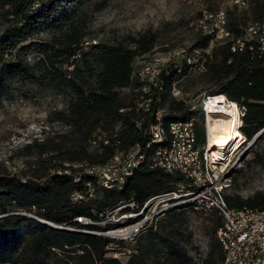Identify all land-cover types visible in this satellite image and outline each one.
<instances>
[{
    "label": "trees",
    "instance_id": "16d2710c",
    "mask_svg": "<svg viewBox=\"0 0 264 264\" xmlns=\"http://www.w3.org/2000/svg\"><path fill=\"white\" fill-rule=\"evenodd\" d=\"M84 1L0 0V104L12 89L24 85L47 86L67 94L64 108L52 113V120L60 121L65 129L48 135V128H41L43 137H33L20 149H34L38 156L30 174L22 178L0 172V264H221V248L214 235L223 221L215 209L203 211L192 203L174 205L127 242L93 234L114 229V223L76 222V218H100L119 203L134 201L141 206L151 195L178 186V174L150 168L146 162L119 188L100 187L85 172L114 162L118 150L128 151L136 142L143 147L149 141L147 132L155 122L156 107L164 109L160 121L166 130L173 122L194 118L196 142L205 143L200 110L169 95L174 81L185 76L184 62L163 66L158 75L160 90L149 84V92L144 93L147 82L140 83L136 72L133 75L132 64L151 51L154 35L146 31L113 43L82 46ZM226 13L229 31L239 36L248 25L264 22V0H251L245 8L233 7ZM40 31L51 37L33 39ZM207 45L208 36L198 34L189 48L204 58L205 81L214 86L211 95L223 96L241 108L238 132L248 141L264 129V52H232L227 42L213 46L205 55ZM31 52L37 58L29 62ZM147 100L148 109L142 111L136 102ZM96 133H103L108 144L91 147L89 141ZM236 177L233 174L231 180ZM86 184L92 188L91 195ZM73 192L82 197L73 199ZM223 199L230 209L264 211V192L244 198L223 193ZM187 209L206 215L214 238L197 258L188 255L183 244L190 236L183 224ZM25 214L71 230L45 225ZM123 250L127 254L120 259Z\"/></svg>",
    "mask_w": 264,
    "mask_h": 264
},
{
    "label": "rangeland",
    "instance_id": "374dc122",
    "mask_svg": "<svg viewBox=\"0 0 264 264\" xmlns=\"http://www.w3.org/2000/svg\"><path fill=\"white\" fill-rule=\"evenodd\" d=\"M207 8L226 12L231 9L227 0H86L81 4L80 22L85 33L81 39L82 46L94 42L113 43L128 35L151 32L155 38L154 46L150 52L133 60V75L135 72L137 75L155 57L181 60L185 55L196 58L195 52L189 47L198 34L204 35L196 18L201 10ZM50 37L51 33L40 31L33 39L45 41ZM36 58L33 52L27 55L29 62ZM146 82L145 79L142 83ZM173 85L185 104L200 110L202 123L205 118L207 121L203 114L205 108L201 109V105L206 96L213 94L211 90L214 86L205 81L203 72L177 78ZM66 101L67 94L61 89L37 84L10 91L0 104V172L22 178L30 174L36 167L38 156L34 149H20L33 137L42 138L41 128H48V135L65 129L60 121L52 120V113L63 109ZM199 115L198 112V121ZM249 140L245 141L242 137L231 154L230 166L224 174L228 183L225 194H238L244 198L257 191L264 192V134L246 148ZM237 169L241 170L236 172ZM233 174L237 175L234 181L231 180ZM185 211L184 231L190 236L183 244L188 255L197 258L205 253L208 240L214 238L209 233L206 215L188 209ZM126 254L123 250L118 257L123 259Z\"/></svg>",
    "mask_w": 264,
    "mask_h": 264
},
{
    "label": "bare ground",
    "instance_id": "6f19581e",
    "mask_svg": "<svg viewBox=\"0 0 264 264\" xmlns=\"http://www.w3.org/2000/svg\"><path fill=\"white\" fill-rule=\"evenodd\" d=\"M228 4L231 8H245L251 0H244L243 2L239 1H232L227 0ZM215 11V10H214ZM218 18L221 22V25L218 28V31L214 38L209 41L208 47L203 51V53L207 55L210 53V50L215 45H220L223 43H231V51L236 52L239 51V43H240V35L234 36L228 28V19L227 13L225 10H218ZM199 20V27L201 31L204 32V28L202 27V19ZM264 25V22H262ZM255 30H259V23H253L248 25L244 28L242 33H255ZM195 56L197 58H201L198 51H194ZM174 57V56H173ZM186 60H193V57L189 58L185 56ZM203 58V57H202ZM181 60H173L171 57L168 59H162L160 57L153 58L150 63L137 73L136 78L139 80L140 83L147 80V87L143 88L144 93H148V87L152 85L155 89L160 90L159 87V73L163 66L168 65L170 63L176 64L180 63ZM180 71L177 69V72ZM205 71V65L203 66V70L197 71L195 73H201ZM152 72L151 83H150V73ZM150 84V85H149ZM156 85V87H155ZM151 88V87H150ZM172 91H175V87H173ZM143 98V97H142ZM148 101L144 103H138V108L142 111H146L148 109ZM159 97L154 99V102L158 103ZM206 102V105H205ZM204 102L203 114L206 115V138L205 143L192 145V161H198L195 165V178L199 179L203 186H193L189 189H182L180 192V201L168 203L167 205H160L158 208L154 209V217L155 218H148L147 220V227L154 224L155 220L161 216L169 207L174 205L182 204V203H192L196 205V209H201L203 211H208L210 209H215L218 214L221 216L223 224L220 228L216 231L215 239L218 242L221 253H222V262L221 264H241V260H246V255L249 252H256L257 249L262 245V238L256 237V235H241L239 236V243L238 245H232L229 243L227 236H232V229L228 228L226 223V211H222V207L226 206L223 193L225 187L228 185L227 178L224 175L225 169L230 166V164L225 165L219 177L217 179L209 172V161L208 158H213L214 155H217L219 150H222L223 147L229 152H233L238 145L237 141L242 139L238 130L240 125L239 116H236V105L234 103L227 104L225 98L223 96H215L209 97ZM136 105V106H137ZM164 109L160 107H156L154 112V120L155 122L148 128V136L149 141L141 147L139 144V153L140 158H138L135 165H130V168H127L122 177L120 178V186L124 182V180L132 174L133 170L138 167L141 163L144 162L149 165V161L152 159V152L156 151L160 146H163L166 143H169V127L166 130L162 125L159 119L158 127H156V136L154 137L155 126L157 125V113L158 117H161L163 114ZM194 123V118H190L185 121H177L171 123L169 126H189ZM196 124V123H195ZM139 127V126H138ZM208 127V129H207ZM147 131V129H146ZM98 134V133H96ZM103 136V133L101 134ZM152 139V140H151ZM91 147H98L100 144L106 145L108 141L106 138H101L99 143L97 142V135H94L93 138L89 141ZM228 145V147H227ZM134 147V146H133ZM130 148L128 151H131ZM114 162L108 163L104 166H93L92 168H86L85 172L89 173H97L103 169V171H110L113 168ZM88 167V166H87ZM163 172V170L158 169ZM90 175V174H89ZM96 178V182L99 184L100 187L104 188V180L100 175L91 174ZM76 180V179H75ZM110 185H117V178H110ZM120 186H110L105 188H119ZM180 186V183L178 184ZM90 187V186H89ZM206 192L208 194H206ZM150 199V198H149ZM148 199V200H149ZM167 199H174V192H167ZM227 210L232 211L234 216H239L241 219H260L261 222H264V211H256L250 209H242V210H234L230 209L226 206ZM211 211V210H210ZM151 213V206L146 201L143 205L139 206L135 203V206H131L130 217H124L120 220H107V223H118L120 225H116V227L112 230H120V229H127L131 228L133 225H136V220L143 219L148 214ZM110 216H117V209H114L110 212ZM83 218V217H82ZM78 219L76 218V222L78 223ZM86 219V218H84ZM130 219L131 221H128ZM158 220V219H157ZM46 222V221H45ZM94 221H87L86 224H92ZM48 223V222H47ZM51 227L54 228H63L68 229L62 226H56L51 223H48ZM98 225V224H97ZM99 225H102L99 223ZM122 225H126L122 227ZM71 230V229H68ZM104 232L100 233H93L95 235H103ZM117 240H125L126 242L128 239L126 238H118ZM239 257V258H237Z\"/></svg>",
    "mask_w": 264,
    "mask_h": 264
},
{
    "label": "built area",
    "instance_id": "2783aa9c",
    "mask_svg": "<svg viewBox=\"0 0 264 264\" xmlns=\"http://www.w3.org/2000/svg\"><path fill=\"white\" fill-rule=\"evenodd\" d=\"M243 2L244 0H232ZM34 5V4H33ZM196 19H202V27L204 28V35L208 36V42L211 41L216 35L221 22L218 18V13L213 10H201ZM246 50L251 54L260 55L264 52V25L262 20L259 22V30H255V33H240L239 52ZM207 55V53H206ZM182 62L186 65L185 74L195 73L203 70L204 58H193V60H186L185 55L182 56ZM142 73V71H140ZM152 72L150 73L151 83ZM156 87V85H155ZM170 94L175 99H181L177 89L170 91ZM211 96H206L204 101ZM225 98V97H224ZM204 101H202L201 107H204ZM227 104L234 103L236 105V116H239L241 120L242 110L237 103L226 100ZM157 117V125L155 126L154 137L156 136V127H158V121L160 117ZM204 133H206V118L203 123ZM169 143L167 145L160 146L156 151L152 152V159L149 161L148 167L163 170L167 174H178L181 177L180 186H175L174 189L151 195V198L147 200L151 206V213L140 220H136V225L131 228L112 230L104 229L103 235L112 238H126L128 241H132L134 237L141 231L147 228L148 218L154 217V209L160 205H167L168 203L180 201V192L182 189H189L193 186H203L199 179L195 178V165L198 161H192V145H197L195 139V127L194 123L189 126H169ZM97 135V142L101 138H105L101 134ZM152 140V139H151ZM139 142H136L131 151L118 150L117 156L114 160V166L110 171H103V169L97 173L104 180V188L110 186H120V178L124 171L130 168V165H135L139 153ZM226 150V147L219 150L217 155L213 158H208L209 161V172L217 179L221 173L222 168L225 165L230 164L231 154ZM110 178H117V185H110ZM86 190L88 195H91L92 188L86 184ZM167 192H174V199H167ZM206 194H208L206 192ZM73 199L81 198V194L71 195ZM131 206H135L134 201L126 203H119L112 209H117V216H110V209L103 212L100 218L95 220L92 219H78L79 223L86 224L87 221H99L102 225L107 223V220H120L124 217H130ZM128 207L127 210L123 208ZM222 207V211H226V223L228 228L232 229V236H227L229 243L232 245H238L239 236L241 235H256V237L262 238V245L257 249L256 252H249L246 255V260H241V264H264V222L260 219H241L239 216H234L232 211L227 210L226 206ZM100 215V214H99ZM239 258V257H237Z\"/></svg>",
    "mask_w": 264,
    "mask_h": 264
},
{
    "label": "water",
    "instance_id": "95a60500",
    "mask_svg": "<svg viewBox=\"0 0 264 264\" xmlns=\"http://www.w3.org/2000/svg\"><path fill=\"white\" fill-rule=\"evenodd\" d=\"M263 132H264V129H262V130L258 131L257 133H255V134L251 137V139L249 140V143H248V145H247L246 148H248L249 145H250V144H251V143H252V142H253V141H254L259 135H261ZM27 216H29V217H31V218H34V219H36V220L42 222V223L45 224V225L50 226L47 222H45V220H42V219H40V218H37V217H35V216H33V215H27Z\"/></svg>",
    "mask_w": 264,
    "mask_h": 264
}]
</instances>
